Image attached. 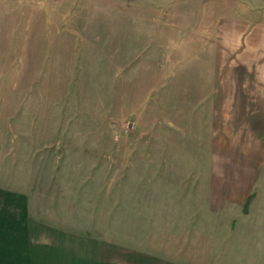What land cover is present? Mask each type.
Instances as JSON below:
<instances>
[{"label": "rangeland", "instance_id": "obj_1", "mask_svg": "<svg viewBox=\"0 0 264 264\" xmlns=\"http://www.w3.org/2000/svg\"><path fill=\"white\" fill-rule=\"evenodd\" d=\"M2 1L0 190L57 229L264 264V108L204 106L185 0Z\"/></svg>", "mask_w": 264, "mask_h": 264}, {"label": "crops", "instance_id": "obj_2", "mask_svg": "<svg viewBox=\"0 0 264 264\" xmlns=\"http://www.w3.org/2000/svg\"><path fill=\"white\" fill-rule=\"evenodd\" d=\"M183 2L186 19L192 20L186 27L199 36L202 93L210 92L203 95L204 106L217 108L229 102L264 108V0ZM256 76L259 82L253 79ZM0 264L193 263L168 257L161 249L49 226L35 217L29 196L0 190Z\"/></svg>", "mask_w": 264, "mask_h": 264}]
</instances>
